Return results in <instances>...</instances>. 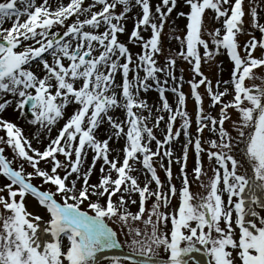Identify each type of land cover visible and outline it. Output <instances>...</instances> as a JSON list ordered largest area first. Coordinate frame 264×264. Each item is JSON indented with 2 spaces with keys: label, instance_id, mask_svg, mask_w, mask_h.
I'll list each match as a JSON object with an SVG mask.
<instances>
[{
  "label": "snow or ice",
  "instance_id": "snow-or-ice-1",
  "mask_svg": "<svg viewBox=\"0 0 264 264\" xmlns=\"http://www.w3.org/2000/svg\"><path fill=\"white\" fill-rule=\"evenodd\" d=\"M183 4L187 11L176 15L184 27L171 35L179 47L165 54L162 37L180 0H0V264H100L101 258L200 264L194 253L206 264H264V203L256 195L264 193V0ZM206 17L219 27H209ZM241 35L248 39L242 42ZM222 52L232 64L230 78L214 83L202 65ZM178 60L191 68L189 94L184 76L176 74ZM153 89L158 107L144 99ZM205 96L215 115L205 110ZM9 108L42 131L26 136L5 117ZM120 141L117 150L113 143ZM235 141L243 144L240 159ZM190 151L202 193L191 191ZM25 165L33 171L25 172ZM33 178L54 191L40 190ZM29 195L46 210V220L27 210ZM134 197L135 213L129 208L137 204ZM41 230L50 239L42 241ZM121 233L131 254L101 257L123 246Z\"/></svg>",
  "mask_w": 264,
  "mask_h": 264
},
{
  "label": "rangeland",
  "instance_id": "rangeland-1",
  "mask_svg": "<svg viewBox=\"0 0 264 264\" xmlns=\"http://www.w3.org/2000/svg\"><path fill=\"white\" fill-rule=\"evenodd\" d=\"M64 2L66 3L67 0H64ZM158 2H159V0H152V3L156 4ZM246 7H247V4H246ZM181 10L187 11V8L183 4V0H180L179 8L174 10V12H173V14H172V16H171V18H170V20L168 22V25L166 26V28L164 30V34H163V37H162V42H163V47H164L165 54H167L169 52H174L179 47V42L171 39V35H172V33L174 31H176L177 28L183 29V27H184V24H185L184 18L177 17V15H176V12L181 11ZM135 15H136V13L134 11L133 16L131 17L132 20L127 23V28L129 30H131V28L133 27V24H134V21H135ZM262 15H264V13H262ZM248 19H249V17H245L246 25H247ZM206 24L209 27H213V28L214 27H219L218 24L210 22V19L208 17H206ZM8 26H9L8 24L5 25V27H8ZM252 31H253V34L258 35V33H256L254 30H252ZM145 35L147 36L148 34L145 33ZM120 39L121 40H126V37L124 35H121ZM239 39L243 42L246 39H248V37L244 36V35H241L239 37ZM129 46H130V48L132 49V51L134 53L139 51V49L137 47H135L133 45H129ZM261 54L262 53H261L260 50H257V52L255 53V55H257V56H260ZM158 59L160 60L161 63L164 62V57H160ZM217 64H222V70L217 67ZM231 68H232L231 61L228 59L226 54H224L223 52L218 57H216L213 62H209L207 64L202 65L203 72L205 73L206 76H208L210 79H212L214 83H215V81L217 79H221V80L229 79L230 78ZM181 70H183V71H181ZM176 74H177V76H180V75L184 76L185 83L183 85V91L186 94H189L190 89H189V85L186 83V81L188 79H190L191 76H192L190 66L186 62H184L182 60H178V63H177V66H176ZM248 83L250 84L252 82L249 81ZM222 88H223V86L221 87V90H222ZM200 92H201L202 95H205V89L203 87H201ZM168 95H169L170 101L172 103H175V99H176L175 96L173 94H171L170 92L168 93ZM144 99L149 100V101L153 100V101H155L156 106L157 107L159 106L158 94H157L155 89L149 91L148 92V96H146V94H144ZM228 99H231V97L230 96L229 97H225L226 101ZM204 107H205L206 111H210L213 115H215L216 112L218 111V109H212L210 107L209 100H208V98L206 96H205V101H204ZM72 110H73L72 108H69L68 112L70 113ZM187 110L189 111L190 114L194 113V102L191 99L190 95H189V98H188V101H187ZM5 117L7 119L12 120V121L17 123V121L15 120L16 116H5ZM232 118L233 119L237 118L235 112L232 113ZM19 119H20V122L22 120L25 122V117H21L20 116ZM150 123H151V120H150ZM35 127L37 129V125L36 126L33 125V128H30V129H27V128L25 129L24 128L23 130H24L25 135L29 136L30 138L34 137L33 134H34V131H35ZM162 127H163V125H162ZM177 127H179V124H177ZM226 127H228L229 130L232 131V134L235 137L236 133H235L234 130H232L231 124L229 122H226ZM155 131H156L158 136L162 135L161 129H156ZM194 131H195V125H193V132ZM55 134H56V130H55V128H53V131H52L51 135L54 136ZM0 135H3V133L0 132ZM203 138H204L205 141H207L208 139L211 138V134L206 130L203 133ZM181 140H183V138H181ZM44 143L46 144L47 140H45ZM122 144H123V141H120L119 144H118V147L116 149L119 150V146L122 145ZM33 147H37V148H41L42 149L43 145L38 144V143L35 142V140H33ZM205 147H207V144H205ZM234 148L236 149V152L234 154L237 156L238 159H240L241 158V152H242V149H243V144L240 143L239 141H235ZM174 151H175L176 154H179L181 152V143L178 142V143L174 144ZM6 155L9 157V159L12 158V153H11L10 150L6 151ZM13 166L16 167V164H13ZM41 166L42 167H46V165H44L43 163L41 164ZM193 167H194V155H193V152L190 151L189 159H188L187 171H188V174H189V179L192 181V183H191V191L193 193H202L204 191V189H202L199 186V181H196L194 176H193V174H192ZM204 168H205L206 171L209 169V162L207 161V157L206 156H204ZM244 170L245 169H241V171H244ZM31 171H33L31 169V167H29L28 165H25V172H31ZM133 174L136 175V173H133ZM158 174L160 175L162 180L166 181L165 173H164V171L162 169L158 168ZM98 175H99V165H97V169L94 172L93 176L91 177V182L92 183H96L97 182ZM209 175H211V172H209ZM173 176H174L173 183L176 185L177 189H179L182 185H181V179L179 178V166L177 164H175V163H173ZM138 179L141 182V184L144 183V176L142 174H140L138 176ZM3 183H5V180L2 177H0V185H2ZM32 183L34 185H36L38 188H40V190H42V191H48V190L54 191V187L53 186L43 184L42 181L40 180V178H33L32 179ZM152 188H153V190L155 189V185L154 184L152 185ZM56 198L58 200L60 199L59 196H57ZM134 198L137 199V204H135V205L129 204V208H130V210L133 213H135L138 210V197H134ZM177 203H178V201L176 199H173L171 201L172 206H176ZM147 206L148 207L151 206V201H148ZM26 207H27V210L29 212L34 213V214H38V215L44 217L45 220L48 218V214H47L46 210L42 206H40L39 203H38V200L36 198L32 197L31 195L26 197ZM112 226L114 228H116L117 230H119V228H120V226L118 224H115V225H112ZM134 226H138V227L142 228L143 224H141L140 222H134ZM119 238H120L121 242L123 243V246L125 247L124 249L130 252V249H129L127 243H124L125 242L124 234L121 233ZM162 256H163V253H162ZM100 264H109V261L105 260L103 262H100ZM123 264H129V263L123 262ZM189 264H191V263H189Z\"/></svg>",
  "mask_w": 264,
  "mask_h": 264
},
{
  "label": "bare ground",
  "instance_id": "bare-ground-1",
  "mask_svg": "<svg viewBox=\"0 0 264 264\" xmlns=\"http://www.w3.org/2000/svg\"><path fill=\"white\" fill-rule=\"evenodd\" d=\"M153 5H155V3H153ZM133 14H134V11L131 13V15H130V18H129V20L127 21V23L128 22H130L131 20H132V16H133ZM146 36V35H145ZM146 96H148V93L146 94ZM147 102L148 103H150L149 105L150 106H152V105H156V103H155V101H149V100H147ZM4 115L5 116H16L15 117V120L17 121V124L21 127V128H27V129H30V128H33V125L32 124H30V123H28V120H26V118H25V122L22 120L21 122H20V119H19V114L17 113V112H14L11 108H9L5 113H4ZM115 115L117 116V117H119V118H123V113L121 112V111H117L116 113H115ZM28 124H27V123ZM28 125V126H27ZM34 126H36V125H34ZM42 130L41 129H39L38 128V126H37V129H36V127H35V131H34V134H33V136H36V135H38V133L39 132H41ZM176 144V143H175ZM113 147L116 149L117 147H118V144L117 143H113ZM256 195L260 198V201H261V203H264V193H261V192H259V191H257L256 192ZM47 237H46V234L41 230V232H40V239L43 241V240H45ZM102 257H112V256H116V255H118V253L117 252H115L113 249L112 250H106L104 253H102V254H100ZM195 257H197L199 260H200V262H203V263H205V259H204V257H202V256H200V254L199 253H194L193 254Z\"/></svg>",
  "mask_w": 264,
  "mask_h": 264
}]
</instances>
